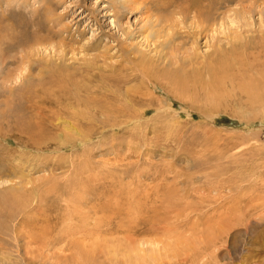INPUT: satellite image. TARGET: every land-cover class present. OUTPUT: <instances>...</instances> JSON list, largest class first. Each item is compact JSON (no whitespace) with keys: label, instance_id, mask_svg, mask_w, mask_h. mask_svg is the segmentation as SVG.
Masks as SVG:
<instances>
[{"label":"rangeland","instance_id":"rangeland-1","mask_svg":"<svg viewBox=\"0 0 264 264\" xmlns=\"http://www.w3.org/2000/svg\"><path fill=\"white\" fill-rule=\"evenodd\" d=\"M223 1L199 34L177 2L0 0V199L33 182L26 204L0 206V264H264V101L241 90L264 74V0ZM235 40L242 71L212 85L191 77ZM58 67L124 114H64L22 150L14 136L37 118L32 105L61 98ZM27 222L57 245L31 251L13 234Z\"/></svg>","mask_w":264,"mask_h":264},{"label":"bare ground","instance_id":"bare-ground-1","mask_svg":"<svg viewBox=\"0 0 264 264\" xmlns=\"http://www.w3.org/2000/svg\"><path fill=\"white\" fill-rule=\"evenodd\" d=\"M205 1H208L206 4H203ZM149 2H151L152 4L155 3L156 7L162 10H165L167 12V10H169L166 7H171L173 5H175V3L177 5V7H179V11L182 10L184 12H196V16L198 19V24H197V32L199 34H206L205 31L207 29V26L209 22H211L212 17H211V13H215V14H219L217 11L222 7L223 4V0H149ZM227 2V1H226ZM146 4V3H145ZM149 5V4H148ZM147 5V6H148ZM134 6V5H133ZM175 6L173 7L175 9ZM176 7V8H177ZM150 10H154L153 6L150 7ZM149 9V8H148ZM167 9V10H166ZM178 11V10H177ZM176 10H172L171 13H175L177 12ZM220 11V10H219ZM189 12V13H190ZM163 13V11H162ZM179 13V12H178ZM175 15V14H174ZM160 16V15H159ZM162 16V14H161ZM164 17H167L165 15H163ZM162 16V17H163ZM163 17V18H164ZM227 17V16H226ZM159 19H161V17L157 18V20L155 21V23H158V21H160ZM172 19V18H171ZM187 20V19H186ZM214 20V19H213ZM154 21V20H153ZM162 21V20H161ZM169 21V20H168ZM167 22V21H166ZM196 25V24H195ZM212 25V24H211ZM210 25V26H211ZM209 26V27H210ZM162 27V25H161ZM208 27V28H209ZM172 28V27H171ZM174 28V27H173ZM196 29V28H195ZM161 31V30H160ZM159 31V32H160ZM172 31V30H171ZM196 32V33H197ZM195 33V34H196ZM191 34V32H190ZM158 35V33H157ZM186 35V34H185ZM194 35V34H192ZM184 36V35H183ZM183 36L181 37L183 39ZM189 36V35H188ZM200 36V35H199ZM202 36V35H201ZM187 37V36H186ZM185 37V38H186ZM196 38V37H195ZM189 40V39H188ZM238 40V39H237ZM240 40V39H239ZM238 40V41H239ZM166 41V40H165ZM174 41V40H172ZM158 42V41H157ZM162 42V41H161ZM170 42V41H169ZM234 42H237L236 40ZM240 42H237L236 44H233L234 46L230 49V50H226L228 52L225 53V50H223L224 48H221L222 46L218 45L217 47H215V52H213L212 55H210L209 60H205V65L203 67V71H199V70H194L192 72H190V74L194 73L195 76H191V77H197L201 79V77H203L202 75L205 76L206 80H204L205 83H207L208 85H212L213 83H215L218 79H221L223 77H225L226 75L234 72V71H242L241 69H244L243 66V62L238 60L236 57H239L244 55L247 56V54H245V51L242 47L239 46ZM166 44L165 42L162 43V46ZM242 44V43H241ZM157 45V44H156ZM159 45V44H158ZM238 45V47H237ZM161 46V45H159ZM242 46V45H241ZM239 48L236 50V48ZM231 56H230V55ZM141 57V56H140ZM129 61H131L133 64V60L132 58L129 57ZM150 61L148 59H141V63L143 65L144 68V72L145 74H143L144 76L148 77V75L146 74L147 72H151V68H150ZM188 62V61H187ZM142 70V69H140ZM139 70V71H140ZM58 73L57 74H52L50 77L54 79V76H56V80H54L53 85L57 88V93L61 96V98H58L56 100V96L52 95L51 93H47L45 96H42L39 100H37L38 104H33L32 105V110L30 109V113L31 116H36L37 118H35V120L33 119V121H31L29 123L30 126L24 128V129H20V133H16L14 136L15 139V143L16 144H20L21 149L24 150L22 147L27 148V146H30L31 143H35V138L38 136H43L44 134V125L50 126L55 128L57 126V122L61 119H64L66 116H64V114H67L70 118H81L82 116H86V117H91V119L93 118L92 114L95 115L94 113H100L105 115V113L107 112V109L111 110L113 113V111H115V113H120V114H124V108L122 107H117V109L113 110L111 108V106L109 105V102L107 103H102V101H100L99 99L97 100L96 98L92 97L93 95H91V93L94 94V89H89L87 87H82L81 86H77L74 81L72 80V78L70 79L69 77H67L66 75H64L63 73V68L58 67ZM176 71V70H175ZM143 72V70H142ZM153 72V71H152ZM151 72V73H152ZM179 73V72H178ZM176 73V76H178L179 74ZM205 73V74H204ZM189 75V74H187ZM248 76V75H247ZM251 76V75H250ZM170 77L173 78V76L170 74ZM179 77V76H178ZM262 78H258L255 80H252L251 82L248 81V83L246 85H244L242 87V91L245 92L249 99L251 100V102L255 103L257 101H264V74L261 75ZM150 77H148L149 79ZM252 78V77H250ZM256 78V77H255ZM52 79V80H53ZM225 79V78H224ZM233 79V78H232ZM227 80V79H226ZM219 81V80H218ZM49 82V81H48ZM61 82H65L67 83V85L69 86V90L68 87L65 85H61ZM192 82V81H191ZM203 82V83H204ZM233 82V81H232ZM189 83V82H188ZM196 83V82H195ZM222 83V82H221ZM220 83V84H221ZM82 84V83H80ZM200 84V83H199ZM217 84V83H216ZM226 84V83H225ZM223 84V85H225ZM241 86V85H239ZM211 87V86H210ZM235 87V85H234ZM66 88V89H65ZM94 88V87H93ZM76 90L78 92V96L76 95H71L68 94L70 90ZM84 91V93L86 94V97L84 95H80L79 92ZM96 92V91H95ZM83 93V92H82ZM81 93V94H82ZM89 95V100H86V98ZM100 95V94H99ZM73 96V97H72ZM76 96V97H75ZM81 96V97H79ZM84 100V101H83ZM41 104H43L44 106H42ZM79 104H83L86 108L89 109L88 112H83V113H78V114H74L73 112H69V108L67 106H77ZM258 104V103H257ZM29 105V104H28ZM52 107H55L56 110H51ZM49 107L51 108L50 110H47V108L49 109ZM79 109V108H78ZM32 111V112H31ZM33 113V114H32ZM72 114V115H71ZM86 114V115H85ZM71 115V116H70ZM30 116V117H31ZM32 118V117H31ZM83 118V117H82ZM40 119V120H39ZM93 120V119H92ZM64 121V120H62ZM56 129V128H55ZM47 134V133H46ZM45 135V134H44ZM27 137L28 138V142L30 141V144L23 143L20 141V139L22 137ZM40 138V137H39ZM38 138V139H39ZM43 138V137H42ZM37 139V141H38ZM7 141H9L8 139H6ZM23 140V139H22ZM42 142V141H41ZM6 144V143H5ZM35 145V144H34ZM39 145V144H38ZM19 146V147H20ZM47 147V146H46ZM35 148V147H34ZM10 149V148H9ZM38 149V148H37ZM47 150L45 147H41L40 150ZM35 150V149H34ZM11 158V157H9ZM12 160V159H11ZM4 163V162H3ZM7 163V162H6ZM15 163V162H14ZM5 164V163H4ZM3 164V165H4ZM51 164V163H50ZM8 165V164H7ZM1 166V165H0ZM9 174L8 176H14L17 174L18 177L22 178L21 176H23V169H21L20 167H18L17 165H12L9 164ZM5 169V168H4ZM8 173V172H7ZM0 175L3 176V168L0 167ZM23 181V180H22ZM5 182H11L10 180H6ZM29 183H33L31 182L29 179H26L25 181H23V183L21 184V187H17L15 189L12 190H8L9 193L8 194H4V197H2V199H0V206L3 205V207L7 206V208H9L8 206H11V208L7 209L12 212V210H14L15 208H18L19 206V202H24L25 204L27 203V201L29 200L28 198V194L30 192H32V188H29L28 185ZM38 189V188H36ZM7 190V189H6ZM39 190V189H38ZM7 191V192H8ZM34 191V190H33ZM5 192V191H4ZM33 193V192H32ZM31 195V194H30ZM3 196V195H2ZM36 196H38V191H35L34 193V197L36 198ZM30 202V201H29ZM22 206V205H21ZM32 206V205H31ZM24 207V206H23ZM34 208V207H32ZM31 208V209H32ZM16 211V210H14ZM19 211V210H18ZM33 211V210H32ZM10 213V212H9ZM8 213V214H9ZM10 215V214H9ZM14 215V214H13ZM8 216V215H7ZM11 216V215H10ZM18 216V215H17ZM16 218V217H15ZM14 218V219H15ZM11 219L13 220L12 216ZM13 222V221H12ZM11 222V223H12ZM21 222V221H20ZM23 222V221H22ZM31 222V221H30ZM30 222H27V225H18L21 226H28L29 229L24 230V229H20L19 231L16 230V226H18L17 224H15V229L13 231L14 237L16 239H20V237H24L27 241V245L28 248L31 251H36L38 248L39 250H41V248L39 246H42L44 248H46L47 250H49V247L51 246H55L57 245V241L59 240L58 238H54V237H50L47 238L45 236H35L32 233H34V231L31 232V226L29 224H31ZM41 223V222H40ZM44 224V223H43ZM13 225V224H12ZM39 225V224H38ZM45 225V224H44ZM4 226V225H3ZM34 226V224H33ZM42 227V224L40 225ZM5 227V226H4ZM36 228V227H35ZM75 231V230H74ZM0 233L1 234H8V229L6 228H0ZM10 233V232H9ZM36 233V231H35ZM1 237V236H0ZM23 239V238H22ZM27 249V248H26ZM45 250V249H44ZM78 250V249H77ZM62 249H59L57 252H55V254L60 255V253L62 252ZM38 252V251H37ZM41 253V252H40ZM45 253V252H44ZM46 254V253H45Z\"/></svg>","mask_w":264,"mask_h":264}]
</instances>
